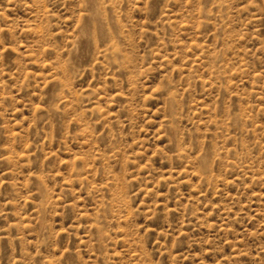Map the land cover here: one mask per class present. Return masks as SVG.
<instances>
[{"label":"rangeland","instance_id":"1","mask_svg":"<svg viewBox=\"0 0 264 264\" xmlns=\"http://www.w3.org/2000/svg\"><path fill=\"white\" fill-rule=\"evenodd\" d=\"M0 264H264V0H0Z\"/></svg>","mask_w":264,"mask_h":264}]
</instances>
